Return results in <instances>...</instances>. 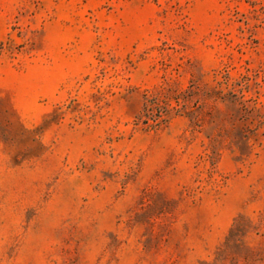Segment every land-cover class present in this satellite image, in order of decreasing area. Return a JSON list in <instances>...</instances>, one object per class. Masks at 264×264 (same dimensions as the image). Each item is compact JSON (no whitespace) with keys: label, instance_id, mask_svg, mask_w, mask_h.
<instances>
[{"label":"rangeland","instance_id":"374dc122","mask_svg":"<svg viewBox=\"0 0 264 264\" xmlns=\"http://www.w3.org/2000/svg\"><path fill=\"white\" fill-rule=\"evenodd\" d=\"M0 264H264V0H0Z\"/></svg>","mask_w":264,"mask_h":264}]
</instances>
